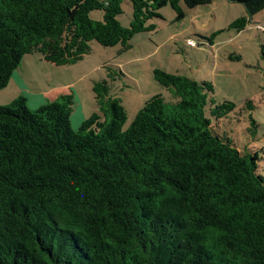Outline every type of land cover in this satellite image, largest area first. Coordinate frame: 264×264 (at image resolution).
Listing matches in <instances>:
<instances>
[{"label": "trees", "instance_id": "1", "mask_svg": "<svg viewBox=\"0 0 264 264\" xmlns=\"http://www.w3.org/2000/svg\"><path fill=\"white\" fill-rule=\"evenodd\" d=\"M122 1L0 0V90L26 54L74 64L91 41L130 47L166 5L180 20L181 2H213L128 0L123 27ZM229 1L248 14L231 23L238 31L264 10V0ZM152 76L169 100L153 95L125 129L106 79L93 82L96 111L76 129L71 94L36 110L21 95L0 105V264H264L259 156L215 133L206 113L222 118L234 103L209 100L208 81Z\"/></svg>", "mask_w": 264, "mask_h": 264}, {"label": "rangeland", "instance_id": "2", "mask_svg": "<svg viewBox=\"0 0 264 264\" xmlns=\"http://www.w3.org/2000/svg\"><path fill=\"white\" fill-rule=\"evenodd\" d=\"M121 7L117 19L127 27L132 7L128 0ZM181 7L184 17L180 20L169 5L162 7L161 18L149 20L156 29L135 34L125 49L91 41L89 53L70 65H56L38 52L26 54L8 85L0 90V105L21 95L28 108L36 110L41 102L54 101L42 95L46 90L70 83L76 90L70 116L76 129L96 111L92 83L106 79L110 94L119 97L126 110L125 129L150 97L170 98L169 91L154 80V68L186 75L197 82H210L213 91L208 99L215 104L234 103L222 118L211 117L208 110L207 116L215 133L230 139L242 152L258 154V173L264 176V10L238 31L231 23L240 17L248 19L240 3L213 0L189 9L181 2ZM90 17L100 19L102 11H91ZM187 39L194 40V46H188Z\"/></svg>", "mask_w": 264, "mask_h": 264}, {"label": "crops", "instance_id": "3", "mask_svg": "<svg viewBox=\"0 0 264 264\" xmlns=\"http://www.w3.org/2000/svg\"><path fill=\"white\" fill-rule=\"evenodd\" d=\"M91 89H92V85H91ZM49 91H50V93H49ZM74 91H76V90L72 87V85L70 83H68V84H64V85H55V86H52L51 88H49L48 91L46 90L45 93L43 92L44 94H42V95L44 97H46V98L48 97V98H51V99L54 100L59 95H62V94H71L73 96V101H74L73 102V106H74L75 105V98H76L75 97V94H74ZM47 94H49V95L47 96ZM51 94H53V95H51ZM47 103H49V102L47 101ZM40 104H46V103H42L41 102Z\"/></svg>", "mask_w": 264, "mask_h": 264}, {"label": "built area", "instance_id": "4", "mask_svg": "<svg viewBox=\"0 0 264 264\" xmlns=\"http://www.w3.org/2000/svg\"><path fill=\"white\" fill-rule=\"evenodd\" d=\"M260 28H263V27H261V26H259ZM194 41L193 40H187V45H189V46H194Z\"/></svg>", "mask_w": 264, "mask_h": 264}]
</instances>
